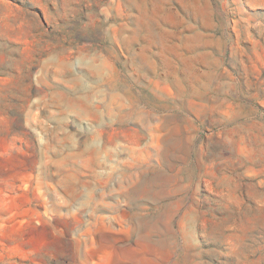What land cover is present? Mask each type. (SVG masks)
Listing matches in <instances>:
<instances>
[{"label":"rangeland","instance_id":"1","mask_svg":"<svg viewBox=\"0 0 264 264\" xmlns=\"http://www.w3.org/2000/svg\"><path fill=\"white\" fill-rule=\"evenodd\" d=\"M0 264H264V0H0Z\"/></svg>","mask_w":264,"mask_h":264}]
</instances>
